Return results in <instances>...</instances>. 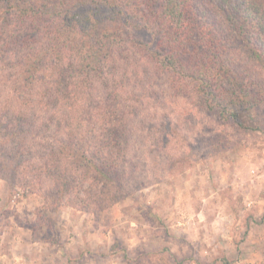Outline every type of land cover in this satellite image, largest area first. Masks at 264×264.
Here are the masks:
<instances>
[{
	"label": "trees",
	"instance_id": "trees-1",
	"mask_svg": "<svg viewBox=\"0 0 264 264\" xmlns=\"http://www.w3.org/2000/svg\"><path fill=\"white\" fill-rule=\"evenodd\" d=\"M263 68L264 0H0V173L87 208L85 183L125 180L147 82L239 127Z\"/></svg>",
	"mask_w": 264,
	"mask_h": 264
},
{
	"label": "rangeland",
	"instance_id": "rangeland-1",
	"mask_svg": "<svg viewBox=\"0 0 264 264\" xmlns=\"http://www.w3.org/2000/svg\"><path fill=\"white\" fill-rule=\"evenodd\" d=\"M158 78L134 119L135 166L122 184L85 183L87 208L70 198L46 205L48 179L13 186L0 173V264H264V96L238 127L192 111ZM146 115L157 116L148 134L137 129L148 131ZM102 184L119 199L107 207Z\"/></svg>",
	"mask_w": 264,
	"mask_h": 264
}]
</instances>
